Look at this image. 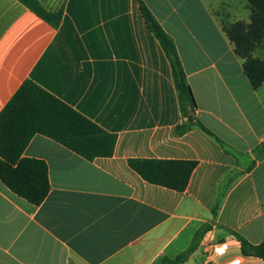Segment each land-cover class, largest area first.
I'll list each match as a JSON object with an SVG mask.
<instances>
[{
  "label": "crops",
  "instance_id": "crops-1",
  "mask_svg": "<svg viewBox=\"0 0 264 264\" xmlns=\"http://www.w3.org/2000/svg\"><path fill=\"white\" fill-rule=\"evenodd\" d=\"M63 7L58 28L19 0H0V112L31 80L117 136L89 161L35 135L23 157L46 163L50 192L35 206L0 180V264H160L208 230L184 264H264L237 234L264 240V84L253 89L224 23L264 20V0H38ZM143 3L173 39L201 122L183 121L169 60ZM264 61V40L253 52ZM129 159L194 161L185 191L150 184ZM229 250L208 257V242Z\"/></svg>",
  "mask_w": 264,
  "mask_h": 264
},
{
  "label": "trees",
  "instance_id": "trees-1",
  "mask_svg": "<svg viewBox=\"0 0 264 264\" xmlns=\"http://www.w3.org/2000/svg\"><path fill=\"white\" fill-rule=\"evenodd\" d=\"M19 1L53 28L60 26L64 14L63 7L50 11L38 0ZM140 10L148 29L159 41L171 66L183 118L173 133L181 136L194 128H199L223 144L196 115L195 98L173 39L143 3ZM223 29L233 43L236 55L244 60L243 71L251 86L253 89H259L264 84V61L254 58L253 52L264 40V20L258 14H254L249 24L226 22ZM35 135L48 137L89 161L112 157L117 140L115 134L105 131L33 81H24L0 112V180L13 193L35 206L40 205L50 192L46 163L22 156ZM263 152L264 146L260 149L258 157ZM128 165L150 184L183 192L197 163L181 160L129 159ZM207 230V226H202L195 232L191 245L185 251L175 258L164 257L160 264H184L197 249ZM234 236L238 239L244 256L264 259V240L259 244H251L237 234Z\"/></svg>",
  "mask_w": 264,
  "mask_h": 264
},
{
  "label": "built area",
  "instance_id": "built-area-1",
  "mask_svg": "<svg viewBox=\"0 0 264 264\" xmlns=\"http://www.w3.org/2000/svg\"><path fill=\"white\" fill-rule=\"evenodd\" d=\"M227 248L226 251L224 249ZM229 250V245L227 242H213L210 241L205 246V251L208 257H220L226 254ZM219 253V255H217ZM228 264H232V261Z\"/></svg>",
  "mask_w": 264,
  "mask_h": 264
},
{
  "label": "clouds",
  "instance_id": "clouds-1",
  "mask_svg": "<svg viewBox=\"0 0 264 264\" xmlns=\"http://www.w3.org/2000/svg\"><path fill=\"white\" fill-rule=\"evenodd\" d=\"M226 250H227V248L224 249V251H226ZM217 255H219V253ZM232 264H241V262L239 259H236V260L232 261Z\"/></svg>",
  "mask_w": 264,
  "mask_h": 264
},
{
  "label": "water",
  "instance_id": "water-1",
  "mask_svg": "<svg viewBox=\"0 0 264 264\" xmlns=\"http://www.w3.org/2000/svg\"><path fill=\"white\" fill-rule=\"evenodd\" d=\"M193 114H195L194 111H193Z\"/></svg>",
  "mask_w": 264,
  "mask_h": 264
}]
</instances>
